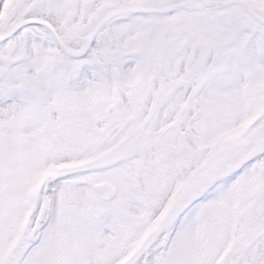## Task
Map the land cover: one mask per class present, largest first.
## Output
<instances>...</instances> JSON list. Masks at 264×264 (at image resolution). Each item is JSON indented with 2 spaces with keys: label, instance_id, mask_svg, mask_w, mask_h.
I'll return each mask as SVG.
<instances>
[{
  "label": "snow or ice",
  "instance_id": "6c2138e0",
  "mask_svg": "<svg viewBox=\"0 0 264 264\" xmlns=\"http://www.w3.org/2000/svg\"><path fill=\"white\" fill-rule=\"evenodd\" d=\"M0 264H264V0H0Z\"/></svg>",
  "mask_w": 264,
  "mask_h": 264
}]
</instances>
